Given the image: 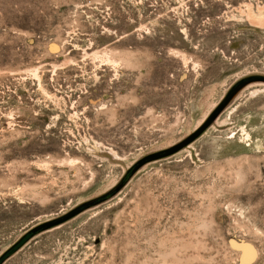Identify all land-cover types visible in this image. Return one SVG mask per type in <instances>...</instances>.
I'll use <instances>...</instances> for the list:
<instances>
[{
  "label": "rangeland",
  "instance_id": "374dc122",
  "mask_svg": "<svg viewBox=\"0 0 264 264\" xmlns=\"http://www.w3.org/2000/svg\"><path fill=\"white\" fill-rule=\"evenodd\" d=\"M262 119L264 0H0V264H264Z\"/></svg>",
  "mask_w": 264,
  "mask_h": 264
},
{
  "label": "water",
  "instance_id": "95a60500",
  "mask_svg": "<svg viewBox=\"0 0 264 264\" xmlns=\"http://www.w3.org/2000/svg\"><path fill=\"white\" fill-rule=\"evenodd\" d=\"M240 86H237L228 96L227 98L224 100V102H222V104H220V106L215 110V112H213V114L207 119L205 120V122L202 124V126L199 128V130L196 132L195 136H198L199 134H201L205 129H207L211 123L213 122L214 118L217 116V114L223 109V107L227 104V102L231 99V97L233 96V94L238 90ZM180 148V147H179ZM177 150V149H175Z\"/></svg>",
  "mask_w": 264,
  "mask_h": 264
},
{
  "label": "bare ground",
  "instance_id": "6f19581e",
  "mask_svg": "<svg viewBox=\"0 0 264 264\" xmlns=\"http://www.w3.org/2000/svg\"><path fill=\"white\" fill-rule=\"evenodd\" d=\"M213 125V124H212ZM241 131H242V134H241V138H243L244 139V141L246 140V141H249L250 140V134H249V132H247L245 129H241ZM251 141V140H250ZM247 246V245H246Z\"/></svg>",
  "mask_w": 264,
  "mask_h": 264
},
{
  "label": "trees",
  "instance_id": "16d2710c",
  "mask_svg": "<svg viewBox=\"0 0 264 264\" xmlns=\"http://www.w3.org/2000/svg\"><path fill=\"white\" fill-rule=\"evenodd\" d=\"M26 237H28V235L26 236ZM26 237H24L17 245H15L11 250H9L6 254H5V256H7L9 253H11V251H13V250H15L19 245H20V243H22L23 241H24V239H26ZM4 256V257H5Z\"/></svg>",
  "mask_w": 264,
  "mask_h": 264
},
{
  "label": "crops",
  "instance_id": "0c3cea01",
  "mask_svg": "<svg viewBox=\"0 0 264 264\" xmlns=\"http://www.w3.org/2000/svg\"><path fill=\"white\" fill-rule=\"evenodd\" d=\"M264 119H262V121H263ZM260 123V122H259Z\"/></svg>",
  "mask_w": 264,
  "mask_h": 264
}]
</instances>
